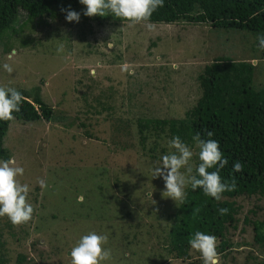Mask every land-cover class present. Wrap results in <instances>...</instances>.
<instances>
[{
	"label": "rangeland",
	"instance_id": "obj_1",
	"mask_svg": "<svg viewBox=\"0 0 264 264\" xmlns=\"http://www.w3.org/2000/svg\"><path fill=\"white\" fill-rule=\"evenodd\" d=\"M24 15L19 11L12 25L20 26ZM44 20L0 40V86L28 100L36 93L51 108L48 120L7 124L2 146L24 168L18 179L31 189L34 212L20 226L0 217V252L8 264H16L18 254L33 264H71L70 249L96 232L108 237L104 248L111 259L104 264H203L192 249L184 259L166 253L167 214L176 203L162 196L164 180L151 178V170L174 149L166 125L165 132H141L136 120L182 118L200 96L204 64L216 57L255 64L253 35L181 20L151 22L152 31L128 21ZM4 63L13 66L11 74ZM126 65L134 74L122 71ZM252 85H264V59H258ZM188 147L194 169L199 148ZM38 178L49 187L41 189ZM235 202V226L227 227L229 244L222 251L217 238L219 264H262L252 223L263 217L264 196L241 195Z\"/></svg>",
	"mask_w": 264,
	"mask_h": 264
},
{
	"label": "trees",
	"instance_id": "obj_2",
	"mask_svg": "<svg viewBox=\"0 0 264 264\" xmlns=\"http://www.w3.org/2000/svg\"><path fill=\"white\" fill-rule=\"evenodd\" d=\"M77 5L75 0H0V40L2 37L9 38L10 33H20L22 25L33 20L41 23L45 17L65 19L68 10L81 14L79 22L91 20L98 25L126 22L112 14L84 16V10ZM19 11L25 15L21 25L15 27L12 23ZM180 20L209 23L214 28L237 32L246 31L253 35L258 48L257 36L264 35V0H164L163 7L150 17L152 23ZM22 40L27 41L23 37ZM253 58L255 63L258 59H264V51L259 49L258 55ZM255 67L251 61L216 57L203 65L202 72L198 74L200 96L182 118L136 120L141 132L142 128L165 132L163 126L166 125L170 140L179 136L187 146L196 144L193 137L197 133L201 134L202 139L218 141L223 156L228 159V164L220 169L222 181L231 182L235 178V190L225 191L220 201L205 196L200 188L193 191L190 185L186 187L185 203L174 206L172 212L167 214L170 223L165 233L164 247L172 258L189 257L191 247L188 242L197 231L218 238V251H222L229 244L225 236L227 227L235 226L236 222L235 214L239 207L235 198L241 195L264 196V85L259 88L252 85ZM22 96L20 111L13 113L14 118L21 121L50 118L51 108L36 93L31 100L27 99L25 93ZM8 122L0 121V160L8 159L2 146ZM205 130L213 131L214 135L207 137ZM140 141L144 143V137L140 136ZM236 161L244 165L242 172H233ZM199 163L193 169L194 175ZM215 170L208 169L209 172ZM219 208H227L228 213L220 215L217 211ZM252 225L253 238L261 246V262L264 264V213L262 219ZM5 256L0 252V264H8ZM27 260L18 254L15 262L33 264Z\"/></svg>",
	"mask_w": 264,
	"mask_h": 264
},
{
	"label": "clouds",
	"instance_id": "obj_3",
	"mask_svg": "<svg viewBox=\"0 0 264 264\" xmlns=\"http://www.w3.org/2000/svg\"><path fill=\"white\" fill-rule=\"evenodd\" d=\"M79 3L85 6L84 16L112 14L114 17L128 21L130 27L143 23L147 30L152 31L154 25L150 22V17L154 11L163 7L164 0H79ZM80 15L77 11L68 10L65 19L69 22H79ZM257 41L258 48L264 51V35H258ZM63 50V44L59 45L57 52ZM257 65L258 61L253 66ZM172 67L176 69L178 65ZM3 68L9 74L14 71L9 63H4ZM122 71L130 75L134 74L127 65L122 67ZM23 99L21 92L16 88L0 86V121L13 120V113L20 111ZM205 135L212 137L214 133L205 130ZM193 140L199 148L198 155L201 161L195 169V175L190 164L193 152L179 136H174L168 141V147L174 151L163 155L151 170V178L160 177L164 180L165 190L162 196L171 198L177 206L185 203V189L189 185L193 191L197 188L202 189L205 196L212 197L216 201L222 199L225 191H234L236 188L234 177L231 182H225L220 176V169L228 164V159L223 156L219 142L214 139H202L200 133H197ZM210 168L216 170L209 172ZM243 170L244 165L240 161L233 163V172ZM23 175L24 168L19 166L14 158L0 160V217L6 216L13 226L28 223L34 212L33 205L28 201L31 189L27 183L22 184L18 179ZM37 183L41 189L49 187L45 179L38 178ZM148 195L151 197L152 193L149 192ZM80 200L82 202V197ZM152 203L156 202L152 200ZM217 211L220 215L228 213L227 208H219ZM107 240V235L96 232L81 236L76 245L70 249L71 264H104L109 261L111 250L104 248ZM188 243L192 250L200 254L203 264H219L216 251L217 238L214 235L197 231Z\"/></svg>",
	"mask_w": 264,
	"mask_h": 264
}]
</instances>
